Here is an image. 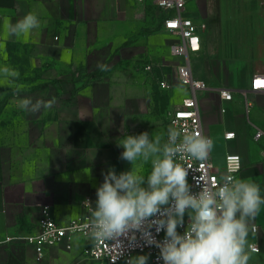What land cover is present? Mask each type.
<instances>
[{
  "label": "crops",
  "instance_id": "0c3cea01",
  "mask_svg": "<svg viewBox=\"0 0 264 264\" xmlns=\"http://www.w3.org/2000/svg\"><path fill=\"white\" fill-rule=\"evenodd\" d=\"M29 12L39 28L8 37L5 21ZM183 15L206 25L191 63L194 77L208 85L197 99L212 161L222 172L228 153L240 155L238 179L258 184L264 196V137L255 138L264 132V91L250 89L253 77L264 75V0H188ZM164 17L153 0H0V45L47 64L56 98L48 114L27 116L38 132L23 145L0 148V253L23 248L7 238L38 232L47 213L63 225L82 215L109 168L131 170L120 159L125 134L147 131L167 140L169 114L188 91L179 82L159 91L152 71L143 69L155 67L152 59L140 63L153 50L156 60L168 55ZM221 89H229L232 100L223 99ZM229 132L236 136L226 140ZM133 167L145 176L151 170L150 163ZM255 224L259 233L249 234L248 243L257 240L264 254V205L249 222ZM84 247L80 238L71 249L53 247L44 264H89ZM24 257L22 263L33 264Z\"/></svg>",
  "mask_w": 264,
  "mask_h": 264
},
{
  "label": "clouds",
  "instance_id": "9594fccd",
  "mask_svg": "<svg viewBox=\"0 0 264 264\" xmlns=\"http://www.w3.org/2000/svg\"><path fill=\"white\" fill-rule=\"evenodd\" d=\"M39 26L37 15L29 12L15 23L6 20L4 29L8 37H19ZM0 75L18 78L19 73L3 67ZM20 91L16 89L18 97ZM55 104V97L24 96L18 101L20 109L33 114ZM162 141L147 131L123 136L118 143L123 149L120 159L132 167L119 174L109 168L96 189L95 202L85 201L90 238L104 241L138 232L159 250L157 261L162 264H249L255 251L248 246L249 222L264 205L260 186L226 174L216 185L197 184L199 190L194 192L189 170L178 160H205L211 140L194 130L169 127L167 140ZM137 162L150 163L147 176L134 169ZM161 231L164 238L159 240ZM148 260L149 255H128L126 264H148Z\"/></svg>",
  "mask_w": 264,
  "mask_h": 264
},
{
  "label": "built area",
  "instance_id": "2783aa9c",
  "mask_svg": "<svg viewBox=\"0 0 264 264\" xmlns=\"http://www.w3.org/2000/svg\"><path fill=\"white\" fill-rule=\"evenodd\" d=\"M144 2V0H139ZM188 0H153V4L159 10L165 12L164 28L174 38L175 42L171 45L170 52L173 57L182 59L181 63L176 65V75L180 86L188 91L183 98L182 103L169 114V126L189 131H196L206 138L212 139L204 131L199 104L198 94L207 90L208 85L205 81L194 77L192 72L191 56L198 54L202 49L201 32L206 29L203 22L185 17L183 11ZM145 71H152L151 63L145 64ZM164 88H169L168 82L162 83ZM251 91H264V75L253 77ZM220 95L225 100H232V93L229 89H221ZM236 136L235 132L226 133V140H230ZM264 137V132L258 130L255 138L259 140ZM185 168L189 170L188 180L193 185V191H198L197 184H203L205 181L216 185L217 181L224 175L230 174L238 179L242 170L243 163L241 156L238 154L228 153L225 158L224 171L220 172L212 161L209 152L207 158L203 161L186 157L178 160ZM86 200H91L88 198ZM85 200V201H86ZM85 212L71 219L67 224L58 223L49 213L40 222L38 232L34 234L8 237L7 241L19 240L28 243L33 247L36 259L43 261L47 251L58 245H64L66 249H71L76 238L83 239L85 247L82 253V260L92 261L98 264H126L128 255H149L148 264H162L157 261L159 250L147 244L146 240L140 233H131L128 236H121L117 239L95 241L88 235L85 225L88 223L90 212L88 205L84 202ZM187 224V215L185 216V225ZM249 234L257 236L259 233L258 225L249 226ZM184 229H178L183 232ZM155 235V230L153 229ZM157 239L164 238V232L161 231L156 236ZM253 254L261 253V247L257 240L248 243Z\"/></svg>",
  "mask_w": 264,
  "mask_h": 264
},
{
  "label": "rangeland",
  "instance_id": "374dc122",
  "mask_svg": "<svg viewBox=\"0 0 264 264\" xmlns=\"http://www.w3.org/2000/svg\"><path fill=\"white\" fill-rule=\"evenodd\" d=\"M168 38V55L164 59L156 60L158 54L153 50L150 55H147L140 61L142 63L146 59H152L155 67L150 75L159 91L162 92L167 91V89L168 91L173 90V85L178 83L176 75L178 61L171 56L170 52L171 45L175 42V39L170 34H168ZM20 49L16 47L5 48L0 45V69L8 67L10 70L19 73L18 78L11 76L5 78L3 75H0V148H6L8 145H15L16 143L23 145L26 138H31L30 134L38 132V125H32L30 120L27 119V116H34L38 113L33 114L20 109L18 107L19 98L31 96L34 100L39 98L48 100L55 94V91L49 88L48 81L53 79L47 75V64H42L41 61L31 58L28 51ZM56 81L61 80L56 78ZM164 82H168L170 87L164 88L162 86ZM17 88L21 90L19 97L16 95ZM183 98L184 96H182L180 103L173 105L172 111L181 105ZM48 110L41 111L43 115H46L48 114ZM21 243L23 245L21 249L11 250L6 255L0 253L2 257L0 264H25L21 262L24 256L25 259H28L27 261H29L31 256L33 264H44V260L38 261L36 259L34 249H31L33 247L24 241ZM251 256L249 264H264V254L262 251L256 255L251 254ZM85 263L94 264L92 261H86Z\"/></svg>",
  "mask_w": 264,
  "mask_h": 264
}]
</instances>
